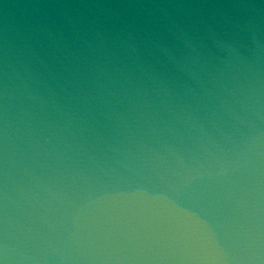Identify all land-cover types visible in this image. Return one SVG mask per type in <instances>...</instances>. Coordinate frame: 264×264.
<instances>
[{
  "label": "water",
  "instance_id": "95a60500",
  "mask_svg": "<svg viewBox=\"0 0 264 264\" xmlns=\"http://www.w3.org/2000/svg\"><path fill=\"white\" fill-rule=\"evenodd\" d=\"M0 264H264V0H0Z\"/></svg>",
  "mask_w": 264,
  "mask_h": 264
}]
</instances>
